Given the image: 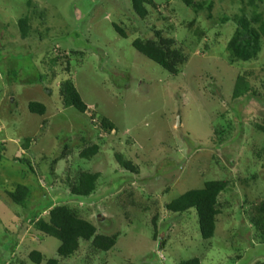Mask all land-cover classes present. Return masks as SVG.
Here are the masks:
<instances>
[{
	"label": "rangeland",
	"instance_id": "374dc122",
	"mask_svg": "<svg viewBox=\"0 0 264 264\" xmlns=\"http://www.w3.org/2000/svg\"><path fill=\"white\" fill-rule=\"evenodd\" d=\"M153 1L141 20L130 0H0V264H31L27 255L34 249L46 259L58 257L59 241L33 226L38 217L47 219L44 207L58 204L76 207L98 233L118 234L109 252L93 254L80 241L78 252L58 264H176L193 256L200 264H264V236L250 223L264 201V134L255 128L264 100L232 98L235 78L245 71L262 92L264 41L248 62L231 63L226 51L230 18L242 8L264 13V0H198L204 6L198 12L180 0ZM23 17L26 38L17 25ZM155 30L189 55L176 76L131 44L153 38ZM68 74L85 113L59 102L57 88ZM29 102L43 104L46 113L29 112ZM102 117L115 129L101 128ZM91 143L99 152L81 159ZM116 152L137 173L122 169ZM78 169L100 173L85 198L69 192L67 177ZM224 179L230 184L219 197L223 208L207 245L194 209L177 214L164 205L207 180ZM16 184L30 189L20 205L7 195ZM131 198L140 207H130L127 220L120 204ZM33 208L34 217L27 216Z\"/></svg>",
	"mask_w": 264,
	"mask_h": 264
},
{
	"label": "trees",
	"instance_id": "16d2710c",
	"mask_svg": "<svg viewBox=\"0 0 264 264\" xmlns=\"http://www.w3.org/2000/svg\"><path fill=\"white\" fill-rule=\"evenodd\" d=\"M180 1L186 8L192 9L195 12H198L199 9L204 7L198 0ZM130 6L135 15L141 20H144L149 14L148 7L155 8V3L153 0H130ZM230 19L234 23V31L226 44L229 61L231 63L237 61L248 62L255 59L261 49V43L264 41V13L257 11L247 12L242 8L239 14H236ZM17 25L21 37H28V18H20ZM112 27L120 37H127L126 33L119 25L112 23ZM154 34V37L151 39H134L131 43L133 48L159 65L168 74L176 76L180 69L188 62L189 55L175 38L164 36L161 30H155ZM68 69L69 67L67 65L66 71ZM10 70L9 78L10 80H14L13 68H10ZM251 75V71H245L236 76L232 90V98L235 100L240 98L264 100V80L261 82L262 92H260V90L251 85L249 81V76ZM41 79L42 77H40V80ZM43 91L48 96L53 94L52 90L46 86H43ZM57 96L62 108L73 107L81 113L88 111L87 105L82 101L69 74L65 77L62 76L57 88ZM27 107L29 112L39 116L44 115L46 112V107L38 102H29ZM42 124L45 125V122L42 121ZM100 127L106 130H114L116 126L108 118L102 117L100 120ZM255 128L257 131L264 134V117L261 123H255ZM29 145L30 139L25 138L22 145L23 149L28 150ZM64 150L68 151V153L72 152V149L68 148L67 145H64ZM99 150L100 147L98 144L91 143L80 150L79 157L81 159L90 160ZM59 158H62V156L52 162L50 167L51 173H53L55 162H57ZM114 159L125 171L137 173V167L130 160L125 159L121 153H114ZM68 177L69 192L78 198H85L96 190L100 173L78 169L72 178L69 179ZM229 184V181L225 179L207 180L203 182L200 188L186 190L176 198L165 203V209L171 213L177 214H182L194 209L200 236L204 240V243L209 245V241L215 234L216 218L223 208V204L219 201V197L221 193L229 187ZM29 190V187L24 184H16L12 191L7 192V195L12 202L20 205L27 201L28 197L30 198ZM129 196H131V193H129ZM50 206L51 205H48L43 208V210L48 209L47 219L38 217L33 222V226L38 232L42 233L43 236H50L59 241V245L56 249L58 257L46 259L43 253L34 249L27 255L31 264H58L60 258H69L78 252L80 241L89 242L93 254L107 253L116 245L118 234L107 235L105 233H98L96 225L84 218L76 207L59 204L51 208ZM132 206L140 207L132 198L128 201H122L120 204L122 213L127 220L130 218L129 208ZM33 210L34 208L28 212L27 216L34 217L35 212ZM145 210H147V208H145ZM255 211L256 213L250 218V223L253 225L256 233L262 237L264 236V201L255 208ZM156 220L157 216L155 215L152 219L154 237H156ZM200 263L201 258L199 256H193L190 259L181 260L176 264ZM19 264L26 263L19 262Z\"/></svg>",
	"mask_w": 264,
	"mask_h": 264
},
{
	"label": "clouds",
	"instance_id": "9594fccd",
	"mask_svg": "<svg viewBox=\"0 0 264 264\" xmlns=\"http://www.w3.org/2000/svg\"><path fill=\"white\" fill-rule=\"evenodd\" d=\"M46 113V112H45ZM43 116V115H42Z\"/></svg>",
	"mask_w": 264,
	"mask_h": 264
}]
</instances>
